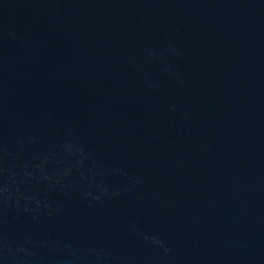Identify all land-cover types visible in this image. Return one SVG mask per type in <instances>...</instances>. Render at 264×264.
<instances>
[{"label":"water","instance_id":"1","mask_svg":"<svg viewBox=\"0 0 264 264\" xmlns=\"http://www.w3.org/2000/svg\"><path fill=\"white\" fill-rule=\"evenodd\" d=\"M0 264H264V0H0Z\"/></svg>","mask_w":264,"mask_h":264}]
</instances>
